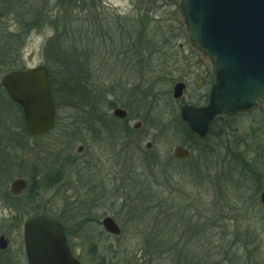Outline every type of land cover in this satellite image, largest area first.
Returning <instances> with one entry per match:
<instances>
[{
  "label": "rangeland",
  "instance_id": "rangeland-1",
  "mask_svg": "<svg viewBox=\"0 0 264 264\" xmlns=\"http://www.w3.org/2000/svg\"><path fill=\"white\" fill-rule=\"evenodd\" d=\"M146 2L148 5L145 0L85 2L87 7L100 8L94 17L106 28L114 24L117 14L132 13L134 8L157 9L148 17V30L153 29L149 34L161 45L148 53L154 67L141 80L133 66L115 61L117 52L129 46L127 37L137 38L139 27L129 29V35L106 30L101 35L88 31L80 36L74 54L80 61L88 53L92 55L93 79L110 91L98 106L97 119H86L84 112L67 106L58 93L55 128L45 136L29 138L19 128V112L12 99L0 90V186L9 187L17 177L33 176V194L41 187L39 197L49 201L48 213L67 221L71 231L67 239L83 264H264V206L260 200L264 190V100L228 124L220 121L208 140L201 142L188 135L180 108L183 102H207L204 95L214 82V66L192 43L180 0ZM57 6L54 0H0V12L11 15L0 22L1 53L6 47L17 50L16 19ZM4 25L15 32L13 37ZM54 35L53 27L47 25L26 37L19 56L25 68L46 65L44 49ZM88 36L95 41L86 42ZM16 52L12 56L19 61ZM165 58H169L168 67L152 72L161 69ZM4 67L0 66V79L7 71ZM202 76L208 81L200 88L196 82ZM153 77L158 83L152 95L142 96L139 82ZM179 81L187 88L183 97L175 99L173 88ZM111 102L129 106L128 128L133 133L120 132L118 124L111 122ZM138 121L142 122L139 131L133 128ZM218 132L224 138H216ZM80 145L84 146L81 152ZM180 145L191 150L190 157H175L174 150ZM149 186L157 194L147 217L144 195L149 194ZM7 214L8 209L0 206V235L12 239L3 258L0 256L3 263L22 259L20 229L14 220H1ZM106 216L117 221L119 235L104 228ZM24 221L19 220L18 225L22 227Z\"/></svg>",
  "mask_w": 264,
  "mask_h": 264
},
{
  "label": "water",
  "instance_id": "water-1",
  "mask_svg": "<svg viewBox=\"0 0 264 264\" xmlns=\"http://www.w3.org/2000/svg\"><path fill=\"white\" fill-rule=\"evenodd\" d=\"M180 1L192 43L216 66L208 103L204 106L184 103L180 108L181 119L192 132L204 138L216 117L250 111L259 100H264V0ZM0 84L21 106L28 137L43 136L54 128L57 108L46 65L6 72ZM185 90L186 84L177 82L173 97L180 99ZM113 113L121 118L127 115L123 108ZM141 125L138 121L134 128L140 129ZM151 146L149 142L147 147ZM82 150L79 146L78 151ZM189 154L190 150L181 145L174 150L179 159ZM28 184L25 178H15L10 185L12 194L22 193ZM260 200L264 206V190ZM102 223L109 233H121L113 217L106 216ZM24 236L29 264H82L74 257L65 228L56 218L43 213L31 217L25 223ZM6 248L7 239L0 236V249Z\"/></svg>",
  "mask_w": 264,
  "mask_h": 264
},
{
  "label": "trees",
  "instance_id": "trees-1",
  "mask_svg": "<svg viewBox=\"0 0 264 264\" xmlns=\"http://www.w3.org/2000/svg\"><path fill=\"white\" fill-rule=\"evenodd\" d=\"M57 1L61 3L62 12L67 15V24L68 25H73V26H83L85 24H86V26L92 25V23L89 22V20L87 23L84 22L83 25L79 24V23H83L82 19L74 17L76 14L80 13L78 10V7L80 6V8L82 10L85 9L87 6L86 5L83 6V5L85 4V2L88 3L89 0H57ZM81 3H83L82 6H81ZM96 6L97 5H95V6L90 5L89 7H93V8L92 9L88 8V9L95 10ZM97 8H98V6L96 7V9ZM39 12H41V11H39ZM83 12H85V10ZM94 24L99 25L98 21L94 22ZM128 25H129V23H128ZM148 26H151L150 22H147V29L146 30L141 31V32L139 31L137 33V40L139 41V39H142L140 37H143V39H145V43H146V50L148 53H150L152 50H156L157 41L153 37L154 36L153 34L152 35L149 34L151 31H153V29L149 28V30H151V31H149ZM41 29H42V26L30 25V26H26L24 28L21 27L20 29H18L16 31L17 37H18V38L15 37V42H17V50L15 48L13 49V48L6 47L4 50H2L3 51L2 53L0 51V66L3 65L6 67L7 71H5V73L8 71H11L13 69L25 68V64H24V62H22L20 60L19 56H21V52L25 48L26 37L31 32L40 31ZM88 31L89 30L78 29L77 31L75 30V31L56 32L55 35L52 38H50L49 41L46 43L44 52L46 54V60H47L46 65L49 68L50 79H51V84H52V91H53V95H54V99H55L57 108H60V104L57 103L59 101L58 100V93H60V94H62V97L65 100L67 106H71L72 108L75 109V111L84 112V115H86V119H87V117H89L88 120H94V119H97V117H98L97 113L101 112V109L98 106H100L106 100L107 96L110 94V91L105 89L104 87H102V83L100 86L97 81H94V79H93L94 76L92 73V64H91L92 55H90V53H88L86 55V58L81 59L82 61H80L78 55L74 54V53L78 52V48L76 47V43L78 42V39L80 38V36L83 33L85 34ZM105 31H95V32H99L98 33V35H99L100 32H105ZM6 32L9 33V35H11V37H13L15 35V32H11L8 30ZM135 37L136 36H129L127 38H128V40H130V42L133 45L138 44L136 49L139 52V51H141V47L139 46V42H141V40L137 43ZM79 41H81V40H79ZM94 41L95 40H94L93 36L92 37L88 36L86 38V42H88V43H92ZM135 42H136V44H135ZM133 47H135V46H133ZM13 51L18 52V53L16 52V54H18L16 57L19 58V61H16L15 58L13 59V56H12ZM147 57H152V55L148 54ZM138 66L141 67V64H138ZM163 66L166 67V65H163ZM148 67H154V65L148 64ZM142 72L145 73L144 71H142ZM142 72L140 71V73H142ZM152 72H154V71H152ZM148 73H151V72H148V70H147V74ZM154 80H155V77H153L152 80L148 79L147 82L144 80L143 84L141 82H139L140 83L139 89L142 91V96L145 93L149 94V95L147 94L148 95L147 97H150V95H152L151 93L154 90L155 84L158 83L157 82L158 80L157 81H154ZM57 85L60 87V90H59V88L57 90ZM141 87H143V88H141ZM0 90L5 91L4 89H2L1 85H0ZM11 102L14 104L16 110L19 112V119L17 120V122L19 124V128L22 130L21 131L22 134L25 135L26 132L24 131L22 108L13 100H11ZM237 115L217 118L211 124L208 137L213 135V132L215 131V128L220 121L224 122L225 124H228ZM184 124L186 125V128L188 130V135H190L191 137L193 135H195L188 128L187 124L186 123H184ZM225 127H226V125H225ZM226 128L230 129L231 126L227 125ZM131 132L133 133L134 131L131 130ZM195 136L197 137L198 141H201V142H202V140H208V137L199 138L197 135H195ZM224 136H225L224 133L219 134V132L216 133V135H215L216 138H220V139L224 138ZM20 138L22 140L23 136H20ZM206 147H207V145L204 146L205 150H208V149H206ZM207 154H208V152H207ZM7 176L10 177V175H7ZM35 177H36V175H35ZM51 178L52 177L49 176V182H50V180L52 181ZM29 180H30L31 185H33L35 183L33 176H30ZM49 184H52V182H50ZM148 189H149V194L144 195V199H145L144 207H145V210L147 211V215H148L147 217H150L152 201H153L154 195L157 194V192L151 193V191H152L151 186H149V188L147 187L146 190H148ZM155 205H158V203L155 202ZM163 215H164V213H163ZM54 217H56V216H54ZM167 217H170V215L168 214ZM57 218L63 219L62 216H58ZM60 221L65 226L67 237L70 236L71 231L68 227L69 225H68L67 221L66 220H60ZM83 221H85V220H82V222Z\"/></svg>",
  "mask_w": 264,
  "mask_h": 264
},
{
  "label": "flooded vegetation",
  "instance_id": "flooded-vegetation-1",
  "mask_svg": "<svg viewBox=\"0 0 264 264\" xmlns=\"http://www.w3.org/2000/svg\"><path fill=\"white\" fill-rule=\"evenodd\" d=\"M54 1H56L58 3L57 8L55 7V8H52L51 10L46 9V11H42V13H36V14L30 13L28 17H22V18H24L22 20L16 19V22L19 24L18 29H20L21 27L24 28V27L30 26V25H39V26H42V28L47 26V25H50L53 27L55 33L56 32H65V31H75V29L76 30L83 29V30H89V31H105V30H109V31L112 30V32H118V31L123 32L124 31V33L128 32V35H129V33H130L129 29H134L136 27H139L140 32L146 30L147 29V22H150V20H148V17L150 15L154 14L157 10V9L155 10L152 8H139V9L134 8L132 11H130L132 13L117 14V19H116V21H114V24H110L106 28V26H102V24H99V25L94 24V22H96L94 14L100 13V8H97L96 10H90V9H88L89 7H86L83 10L81 9V11H79L80 13L76 14L74 17L82 19V21L85 20L86 23L89 20V22H91L92 25L73 26V25L67 24V15L64 14L61 10L62 9L61 3L58 2L57 0H54ZM146 1H149V0H145V3L148 5V3ZM82 4L83 3H81V6H82ZM85 5L86 4H84L83 6H85ZM84 10H85V12H83ZM9 14L10 13H7L4 15L2 12H0V22H2V20H3L2 17H4V16H5V18L11 17V15H9ZM131 22H133L134 24H132ZM128 23H130L132 25L130 26V25H128ZM4 28H5L4 30H6V31L10 30V27H8V25H4ZM140 38H142V39H139V41L141 40V42H139L137 40V38H136V42L137 43L139 42V46L141 47V51H139V52L137 51V49H136L137 46L136 47L131 46L130 44H132V43L129 40V46L127 48H124V50H120L117 52V57L115 56L116 57L115 61L119 62V63L123 62L125 65H128V67H129V65H131V67L133 66L135 69L138 70L135 72L136 75L138 76L137 79L142 80L145 78V76L147 74V70L149 68L148 64H150L151 62L153 63L154 60L151 57H147L148 52L146 50L145 39H143V37H140ZM136 42H135V44H136ZM157 47H158V49H160L161 45L158 44V46H157V44H156V48ZM153 51L154 50H152L151 52H153ZM150 55H152V54H150ZM168 59L165 58V60H163V62L161 59L160 60L162 62V65L160 66L161 69L158 68V70H157L155 68L154 72L164 71V68L168 67L167 63H166L168 61ZM155 63H157V61ZM138 64H141V67L138 66ZM163 65H166V67H164ZM213 66H214V73H215L216 72V66L214 64H213ZM140 71L141 72L144 71L145 73H143V72L140 73ZM158 74L162 75L161 73H158ZM207 81H208L207 76H202V78L200 80H198L196 82V84L198 87L202 88L207 84ZM198 82H203V85L199 86ZM212 84L209 88L208 94L204 95V98H207V102L205 104L202 103L200 105L195 104L196 106H204L208 103L209 93H210ZM186 88H187V86H186ZM111 103L113 104L111 107V109L113 111L117 108H123L127 111V115L124 118L117 117L114 115V118L112 119L111 122L118 124V126L121 128V130H119L120 132L125 131L126 133L128 132V134H131L132 133L131 128H128L129 123H130L128 121L129 106L127 104L126 105H119L115 102H111ZM184 103H186V102H183V104ZM219 117H222V116H219ZM216 119L217 118H215V120ZM141 127H142V125H141ZM133 128H134V126H133ZM140 129L134 128V130H138V131ZM80 146H82V145H80ZM183 146L185 148L189 149L185 145H183ZM82 147L84 149V146H82ZM190 156H191V150H190V154L188 157H190ZM188 157H186V158H188ZM186 158H183V159H186ZM27 180L29 183L28 187L22 193H20L18 195L12 194L11 186H9V187L8 186H0V206L6 207L8 209V214L5 217H2L1 220H14L17 229L18 228L20 229L21 240H20V244L18 245L19 246L18 249H19V252L22 256V259H15V258L7 259L6 263H3V261L0 259V264H29V259H28V255H27V251H26V245H25V236H24L25 223L27 222V220H29L31 217H33L36 214L44 213V214L49 215V213L47 211L49 201L48 200L42 201V199L39 197V195L41 193V191H40L41 187H38L37 193L33 194L35 192L34 191L35 189H34L33 185H31L30 180L28 178H27ZM33 208H36L38 211H35V210L33 211ZM54 218H56L57 220H63V219L57 218V217H54ZM19 220H25L24 223L22 224V227H21V225H18ZM0 236H5L7 239V248L6 249H0V256L3 258L5 252L8 250V248L12 244V239H11L10 235L1 234ZM72 253L74 255L73 250H72Z\"/></svg>",
  "mask_w": 264,
  "mask_h": 264
}]
</instances>
